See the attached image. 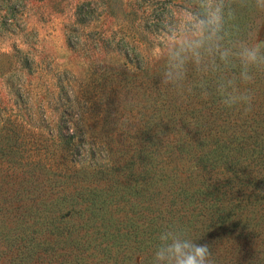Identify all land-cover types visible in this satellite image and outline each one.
I'll return each mask as SVG.
<instances>
[{
	"label": "trees",
	"instance_id": "obj_1",
	"mask_svg": "<svg viewBox=\"0 0 264 264\" xmlns=\"http://www.w3.org/2000/svg\"><path fill=\"white\" fill-rule=\"evenodd\" d=\"M136 1L76 7L78 49L99 51L85 77L44 80L28 51L0 52V264H167L174 236L210 245L215 264H264V61L235 55L264 57V0ZM209 6L213 51L175 58L179 15ZM33 78L51 89L32 95Z\"/></svg>",
	"mask_w": 264,
	"mask_h": 264
},
{
	"label": "rangeland",
	"instance_id": "obj_2",
	"mask_svg": "<svg viewBox=\"0 0 264 264\" xmlns=\"http://www.w3.org/2000/svg\"><path fill=\"white\" fill-rule=\"evenodd\" d=\"M91 0H12L11 6L17 10V23L8 27L6 32L0 29V52L21 49L29 53L31 59L38 62L39 70L36 71V65L33 69L34 77L48 79L49 76L56 74L59 77L70 78L72 76L85 77L89 73V66L92 61L99 57L97 47H92L89 52L78 49L77 38L85 37L88 33L82 32V27L75 25L73 14L76 7L87 4ZM136 0H125V6L137 7ZM143 6V5H142ZM5 5H0L4 9ZM89 11V10H88ZM98 15L100 10L97 11ZM98 16L97 14H95ZM179 17L183 21H189L190 18L185 14ZM116 21L107 20L103 25L104 29L111 30L116 28ZM92 37L97 36L90 33ZM264 37V26L262 28ZM67 37L73 38V44L77 49L72 51L67 48ZM31 92L32 95L47 92L51 86L43 83L40 86L33 78ZM0 100L3 104H8L7 90L0 79ZM39 100V98H38ZM34 101L42 104L43 100Z\"/></svg>",
	"mask_w": 264,
	"mask_h": 264
},
{
	"label": "clouds",
	"instance_id": "obj_3",
	"mask_svg": "<svg viewBox=\"0 0 264 264\" xmlns=\"http://www.w3.org/2000/svg\"><path fill=\"white\" fill-rule=\"evenodd\" d=\"M208 14L203 18L192 17L179 34L173 33L170 40L173 44L178 45V49L174 52V57L181 58L182 53H191L199 59L200 49L213 51V38L217 36L220 23V9L211 10L209 6ZM215 50L219 52L221 60H227L230 55L228 50L220 51L216 46ZM259 45L249 47L243 45L241 50L235 53L241 59L245 69L257 64L258 60L264 61V57H259ZM183 60L181 59V63ZM251 77L245 76V83L251 82ZM244 101L242 107L244 110H251L252 96H241L239 98ZM159 259L167 260V264H215L210 245L199 243L197 240L185 239L174 236L166 248L157 253Z\"/></svg>",
	"mask_w": 264,
	"mask_h": 264
}]
</instances>
